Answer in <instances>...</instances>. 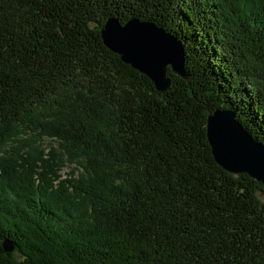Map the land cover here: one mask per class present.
<instances>
[{
	"label": "trees",
	"instance_id": "obj_1",
	"mask_svg": "<svg viewBox=\"0 0 264 264\" xmlns=\"http://www.w3.org/2000/svg\"><path fill=\"white\" fill-rule=\"evenodd\" d=\"M109 17L175 35L187 77L157 91ZM216 108L264 144V0H0V151L55 138L84 171L0 158V264H264V188L216 163Z\"/></svg>",
	"mask_w": 264,
	"mask_h": 264
},
{
	"label": "water",
	"instance_id": "obj_2",
	"mask_svg": "<svg viewBox=\"0 0 264 264\" xmlns=\"http://www.w3.org/2000/svg\"><path fill=\"white\" fill-rule=\"evenodd\" d=\"M103 44L121 61L147 76L155 89L170 87L172 74L185 79V55L182 42L155 23L130 17L121 22L109 17L100 30ZM206 137L216 163L233 174L245 173L264 188V144L244 129L229 109L216 108L206 116ZM4 252L14 250L8 240Z\"/></svg>",
	"mask_w": 264,
	"mask_h": 264
},
{
	"label": "rangeland",
	"instance_id": "obj_3",
	"mask_svg": "<svg viewBox=\"0 0 264 264\" xmlns=\"http://www.w3.org/2000/svg\"><path fill=\"white\" fill-rule=\"evenodd\" d=\"M21 138L22 137H19V141L9 142L3 150L0 151V158L5 156L19 157V155L23 156L24 153L37 157L45 153V155H50L56 160V163L60 166L59 169L62 177L72 176L76 178L79 174H84L81 162L64 153L61 149L62 144L58 139L33 135L30 137L26 136L25 139L27 140L25 141H22Z\"/></svg>",
	"mask_w": 264,
	"mask_h": 264
}]
</instances>
